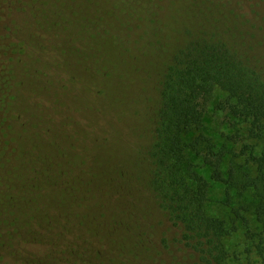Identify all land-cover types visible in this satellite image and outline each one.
<instances>
[{"label":"trees","instance_id":"1","mask_svg":"<svg viewBox=\"0 0 264 264\" xmlns=\"http://www.w3.org/2000/svg\"><path fill=\"white\" fill-rule=\"evenodd\" d=\"M0 1L7 5V0ZM67 1L71 3V0H11L8 5L15 27L22 25L24 31L38 26L44 28L40 38L46 45L36 50L40 55L51 56L56 68L48 74L30 72V69L17 72L3 59L13 50L0 51V264H97L101 260V250L90 239L92 236L89 244L86 243L91 227L89 218L94 221L100 218L94 207L96 203L117 207L108 198L111 191L91 186L86 187L83 198L71 197L67 162L78 158L77 155L89 157L79 150L77 142L86 145L89 153L93 150L67 122L53 116L76 105L70 99L71 89L79 86L76 81L83 76H86L92 102L98 103V98L106 101L109 96L106 88L110 87L107 80L116 75L106 71L110 66L121 64L122 55H127L128 49L120 51L116 44L124 38L120 35L128 31L123 29V21L133 24L135 14L123 8L121 22L117 25L120 34L106 32L109 35L103 42L110 41L112 45L102 53L104 66L94 62L92 58L96 56L91 52L88 68L76 65L78 73L71 74L65 63L68 60L64 58L69 39L56 31L47 32L52 26L61 25L58 19L62 20L64 28L71 26L66 19ZM84 1L89 9L92 8L94 0H80L79 5ZM125 1L127 6L146 9L150 15L166 9L156 5L157 0ZM192 5L194 8L187 9L193 12L192 16L187 13L189 20L195 22L204 17L207 23L218 28L224 25L226 15L220 10L217 14L203 10L206 3L196 6L192 2ZM18 11L22 17L19 21L13 20ZM51 11L59 12L60 16ZM115 11L113 8L102 12L111 18ZM83 12L75 9L73 13L82 17ZM50 18L54 22L47 29L44 21ZM104 18L98 14V24ZM186 35L190 40L170 55L162 74L161 107L154 142L148 153L154 167L151 190L160 209L180 233L176 240V250L181 254L178 264H229L227 240L236 228L230 231L224 220L209 213L211 184L197 170L189 154L199 156L209 169L211 180L226 187L227 206L232 207L236 174L230 167L226 178L224 163L228 156L232 155V159L237 156L226 145L217 149L203 134L205 118L210 106L215 104L216 111L248 122L250 138L262 139L264 75L247 61L242 49L228 45L226 40L212 38L213 35L196 36L189 32ZM29 36L23 37L29 41ZM49 38L57 41L60 47L51 46ZM20 40L22 45L26 43L22 37ZM164 53L159 51V54ZM108 59L112 65L107 64ZM72 62L75 65L74 59ZM116 70L113 67V71ZM62 73L69 77L67 83L59 77ZM218 93L225 97L217 102ZM26 94L30 101L28 109L21 99ZM229 140L235 141L232 136ZM250 149L246 146L242 154L257 166L261 177L249 180L244 189H253L258 195L255 215L262 232L253 231L250 220L240 209L232 208V214L234 222L240 221L246 230L249 246L245 264H264V151L256 156ZM98 192L102 196L96 195ZM100 244L107 251L105 242L100 241Z\"/></svg>","mask_w":264,"mask_h":264},{"label":"rangeland","instance_id":"2","mask_svg":"<svg viewBox=\"0 0 264 264\" xmlns=\"http://www.w3.org/2000/svg\"><path fill=\"white\" fill-rule=\"evenodd\" d=\"M7 1V5L0 1V51H13L6 53L3 59L17 72L30 69V72L36 70L50 73L51 69L56 68L51 56L40 55L36 50L38 46L46 45L40 38L44 28L38 26L24 31L22 25L15 27L8 11L11 0ZM79 2L80 0H71V3H66L69 7L66 19L69 25L71 23L70 27L64 28L62 20L58 19L61 25L47 30L50 33L56 31V34L69 39L66 43L69 49L65 51L64 58L68 60L65 63L71 74L78 73L76 65L88 68L91 52L96 56L92 58L94 62L98 66H104L102 53L108 45H112L110 41L103 42L104 37L109 35L106 32L120 34V27L117 25L121 22L123 8L135 14L133 24L123 21V29L128 31L120 35L124 38L116 44L120 46V51L127 48V55H122L121 64L110 66L106 71L116 73L107 80L110 87L106 88L109 94L106 101L98 98V103L92 102L86 76H83L76 81L79 86H72L71 89L70 99L76 105H72L71 109H62L53 116L54 119L62 118L67 122L70 129L93 150L89 153L86 145L77 142L79 150L89 157L77 155L78 158L67 162L68 175L71 176L68 178L71 197L83 198L86 187L91 186L111 191L108 198L117 205L112 208L103 202L95 204L100 218L97 221L89 218L91 227L86 243L89 244L92 236L90 239L101 250V260L97 264H178L181 254L176 250V240L180 233L160 209L152 193L154 167L148 157L161 107L162 74L170 55L190 40L186 35L189 32L196 36L213 35L212 38L226 40L228 45L242 49L247 61L264 75V0H157L156 5H162L166 9L157 10L152 15L146 9L142 11L127 6L125 0H94L90 9L85 1L81 5ZM192 2L196 6L206 3L203 10L212 13L218 14L220 10L226 15L224 25L218 28L207 23L201 16L195 22L189 20L187 13L192 16L193 12L187 9L194 8ZM73 6L75 7L72 8ZM113 8L116 11L111 18L102 12ZM75 9L84 11L83 16L75 15ZM52 13L60 16L57 11ZM98 14L105 17L101 24L97 21ZM20 17L22 14L15 12L13 20L19 21ZM53 22L52 18L45 20V27L48 29ZM26 34L30 35L29 41L23 37ZM89 36H93V39H88ZM20 37L26 41L24 46ZM48 40L51 46L60 47L57 41L52 42V38ZM20 49L22 51L18 53L19 56L14 54ZM159 51L166 54H159ZM107 62L112 65L111 60ZM113 67L117 68L116 72ZM59 77L66 83L69 80L64 73ZM224 97L225 95L218 93L217 102ZM21 99L28 109L29 96L23 95ZM79 104L82 106L77 107ZM45 110L50 114L48 108ZM248 128L249 123L243 119L231 118L216 111L215 104L210 106L205 118L203 134L212 140L217 149L226 145L237 156L234 159L232 155L228 156L224 163L226 178L230 167L235 169L236 174L232 207L227 206L226 187L211 180V173L199 156L189 154L197 170L211 184L207 204L209 213L224 220L230 231L233 227L236 228L231 231L227 240L229 264H245L249 246L242 223L234 222L232 208L241 210L242 215L250 220L255 233L262 232L255 215L258 195L253 189H244L249 180H257L261 175L257 166L250 163L242 151L249 146L256 156H261L264 151V136L260 140L252 139ZM231 136L235 141L229 140ZM96 195L102 196V193L98 192ZM100 241L105 242L107 251Z\"/></svg>","mask_w":264,"mask_h":264}]
</instances>
